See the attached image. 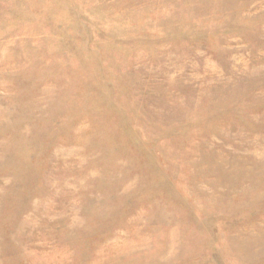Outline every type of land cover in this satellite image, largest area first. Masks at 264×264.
Segmentation results:
<instances>
[{"label":"rangeland","instance_id":"1","mask_svg":"<svg viewBox=\"0 0 264 264\" xmlns=\"http://www.w3.org/2000/svg\"><path fill=\"white\" fill-rule=\"evenodd\" d=\"M0 264H264V0H0Z\"/></svg>","mask_w":264,"mask_h":264}]
</instances>
